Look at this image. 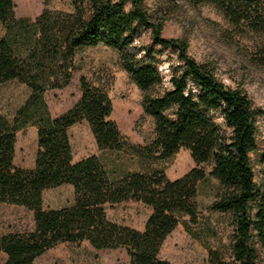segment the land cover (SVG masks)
<instances>
[{
  "label": "trees",
  "instance_id": "obj_1",
  "mask_svg": "<svg viewBox=\"0 0 264 264\" xmlns=\"http://www.w3.org/2000/svg\"><path fill=\"white\" fill-rule=\"evenodd\" d=\"M73 11L44 10L31 21L16 18L12 0H0V85L17 80L30 96L13 122L0 115V206H21L33 213L30 232L5 235L0 219L3 264H33L63 243L87 242L96 250L124 249L129 264H171L160 258L166 238L182 224L194 235L198 225V184L211 178L218 190L207 207L230 216L227 255L208 251L209 264H264V190L254 180L251 154L257 151L256 123L264 111L249 97L219 82L207 65L196 62L184 44L164 39L162 26L147 14L142 0H70ZM210 5L240 37H258L256 54L264 65V0H188ZM150 30L151 46L134 50L139 29ZM117 50L120 66L144 93L142 109L153 120V139L133 144L110 119L113 106L104 89L79 78L80 99L56 118L48 115L45 90L67 87L74 57L83 47ZM164 51L174 59L167 75L160 66ZM86 121L97 150L136 157L141 170L114 175L96 155L73 161L68 130ZM36 128L37 151L31 170L13 164L16 132ZM180 150L195 164L170 181L150 163ZM147 164V165H146ZM203 165L210 167L206 173ZM69 185L73 202L59 209L42 207L43 192ZM141 202L151 209L143 231L108 220L106 205ZM185 217L188 221L183 220Z\"/></svg>",
  "mask_w": 264,
  "mask_h": 264
},
{
  "label": "rangeland",
  "instance_id": "obj_2",
  "mask_svg": "<svg viewBox=\"0 0 264 264\" xmlns=\"http://www.w3.org/2000/svg\"><path fill=\"white\" fill-rule=\"evenodd\" d=\"M16 18L35 20L44 10L71 13L70 0H12ZM144 9L154 23L162 26L164 39L178 41L187 48L188 55L196 62L205 64L223 85L245 93L257 110L264 111V65L257 58L258 37L235 34L223 16L210 5L193 6L188 0H142ZM133 44L138 50L151 46V33L139 29ZM5 29L0 23V39ZM117 50L104 45L83 47L74 57V72L69 85L61 90H45L41 96L47 106L48 115L56 118L70 110L80 99L79 78L84 76L92 86L105 90L113 106L110 119L133 144H147L154 137L151 117L144 114V95H155L161 88L148 93L142 92L121 68ZM174 56L164 51L160 66L167 75L168 65ZM29 88L17 80L0 85V115L10 122L16 112L30 96ZM74 162L96 155L119 176L125 172L141 170L136 157L110 155L97 150L94 138L86 121L75 124L68 130ZM257 151L251 154V165L256 185L264 190V116L256 123ZM37 151L36 128L32 125L20 127L16 132L13 164L17 168L31 170ZM147 165V164H146ZM149 168L161 169L168 180L182 178L195 168L190 154L180 150L170 159L150 163ZM206 173L210 167L202 166ZM218 190L211 178L198 184L196 198L198 225H191L194 235L187 233L182 224L164 241L160 258L171 264H209L208 251H221L227 255L232 234L229 215L209 211L207 207L214 200ZM73 202V190L69 185L48 189L42 195L44 209H59ZM108 220L118 225L143 231L151 209L141 202L126 201L106 205ZM2 233L5 235L30 232L34 228L33 213L24 207L0 206ZM183 220L188 221L185 217ZM6 256L0 252V264ZM33 264H129L124 249L96 250L87 242L63 243L45 252Z\"/></svg>",
  "mask_w": 264,
  "mask_h": 264
}]
</instances>
